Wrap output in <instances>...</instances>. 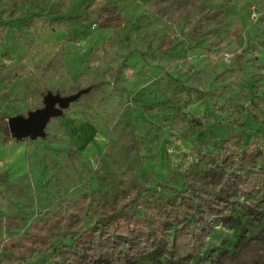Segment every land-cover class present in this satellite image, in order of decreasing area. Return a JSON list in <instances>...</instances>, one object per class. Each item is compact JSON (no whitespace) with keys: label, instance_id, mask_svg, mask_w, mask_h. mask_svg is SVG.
Returning <instances> with one entry per match:
<instances>
[{"label":"rangeland","instance_id":"rangeland-1","mask_svg":"<svg viewBox=\"0 0 264 264\" xmlns=\"http://www.w3.org/2000/svg\"><path fill=\"white\" fill-rule=\"evenodd\" d=\"M93 85L45 138L0 131V264H56L100 208L55 222L48 250L20 241L83 193L104 207L144 194L123 212L136 220L190 182L217 191L206 162L264 139V0H0V121ZM177 264H264V210L216 220L205 251Z\"/></svg>","mask_w":264,"mask_h":264},{"label":"trees","instance_id":"trees-1","mask_svg":"<svg viewBox=\"0 0 264 264\" xmlns=\"http://www.w3.org/2000/svg\"><path fill=\"white\" fill-rule=\"evenodd\" d=\"M98 87L91 86L79 100L92 101ZM0 131L10 137L7 121H0ZM235 141L231 138L227 143ZM206 166L221 174V184L214 193L190 182L174 199L158 198L149 204L146 216L136 220L123 212L133 213L143 203L144 194L122 201L119 206L104 207L92 195L83 193L54 210L49 218L33 222L31 235L20 241V247L35 244L48 250L50 240L61 230H55V222L66 226L73 213L77 214L78 222H85L100 208L102 218L95 226L78 231L71 246L55 251L56 264H136L146 258L159 264H177L188 256L196 257L207 248L216 220L230 221L233 227H238L245 220L262 215L264 139L240 147L238 152L226 150L223 157L210 159Z\"/></svg>","mask_w":264,"mask_h":264},{"label":"water","instance_id":"water-1","mask_svg":"<svg viewBox=\"0 0 264 264\" xmlns=\"http://www.w3.org/2000/svg\"><path fill=\"white\" fill-rule=\"evenodd\" d=\"M91 87L79 90L71 95H61L52 91L44 95L43 107L30 110L27 115H16L8 118L10 136L16 140H37L45 138L46 128L53 118L64 115L70 105L78 101L82 95L88 93Z\"/></svg>","mask_w":264,"mask_h":264}]
</instances>
